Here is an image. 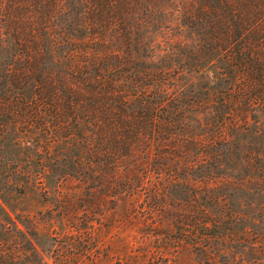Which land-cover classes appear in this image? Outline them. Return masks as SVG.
I'll use <instances>...</instances> for the list:
<instances>
[{"label":"trees","instance_id":"obj_1","mask_svg":"<svg viewBox=\"0 0 264 264\" xmlns=\"http://www.w3.org/2000/svg\"><path fill=\"white\" fill-rule=\"evenodd\" d=\"M260 111L264 0H0V264L25 263L11 204L52 175L98 188Z\"/></svg>","mask_w":264,"mask_h":264},{"label":"rangeland","instance_id":"obj_2","mask_svg":"<svg viewBox=\"0 0 264 264\" xmlns=\"http://www.w3.org/2000/svg\"><path fill=\"white\" fill-rule=\"evenodd\" d=\"M224 129L222 142L159 153L98 188L54 174L56 187L13 201L24 264H264V111Z\"/></svg>","mask_w":264,"mask_h":264}]
</instances>
